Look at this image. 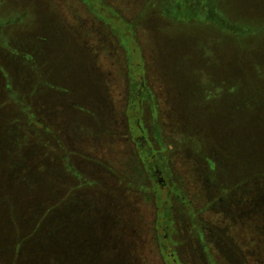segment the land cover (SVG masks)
<instances>
[{"label":"rangeland","instance_id":"1","mask_svg":"<svg viewBox=\"0 0 264 264\" xmlns=\"http://www.w3.org/2000/svg\"><path fill=\"white\" fill-rule=\"evenodd\" d=\"M7 1L25 19L11 27L16 9L0 11V86L12 98L0 107L9 115H0V140L25 151L6 150L0 167V264H40L49 242L58 260L60 248L99 240L109 264H163L156 228L169 221L180 264H209L208 254L215 264H264V145L252 141L264 118H246L262 99L253 46L264 38L255 30L264 0H104L114 18L99 0L0 7ZM119 16L134 23L136 42ZM6 45L28 58L3 53ZM138 74L136 107L128 101ZM36 133L44 146L31 142Z\"/></svg>","mask_w":264,"mask_h":264},{"label":"trees","instance_id":"2","mask_svg":"<svg viewBox=\"0 0 264 264\" xmlns=\"http://www.w3.org/2000/svg\"><path fill=\"white\" fill-rule=\"evenodd\" d=\"M9 4H10V7H7V8H3V7H0V11H3V10H5V13L7 14V11H8V9H16V12H15V18H12V19H10V20H12V21H10V20H8V22H9V24L11 25V27H12V25H14L16 22H18V21H22L23 19H25V15L24 16H19V11H20V4L19 3H17V2H15V3H13L12 1H7ZM14 4V5H13ZM99 6H100V8H104V9H106V8H108L109 9V16L110 17H112V18H114L115 17V15L117 16V13H116V11L112 8V7H110L104 0H99ZM185 8H186V13H185V16H188V17H190L191 16V13L189 12V9L186 7V5H185ZM176 13H178L177 15H182L183 13L182 12H180L179 13V9H177V12ZM6 17V16H5ZM122 22H126L127 24H128V34L131 36V38L135 41V38H134V35H133V32H132V26H133V22L132 23H130V22H128V21H126L125 19V21H123L122 19V17H118ZM16 21V22H15ZM219 21V20H218ZM219 23L221 24L222 22L221 21H219ZM221 25H224L223 23L221 24ZM10 27V28H11ZM257 27V28H256ZM17 29H19V28H15L14 30H17ZM20 29H26L25 27H24V25H23V27L22 28H20ZM254 29V28H253ZM255 30H258V31H261V30H263V32H264V26L263 25H261V24H258L257 26H255ZM132 40V41H133ZM25 42H28V41H26L25 40ZM136 42V41H135ZM29 43V42H28ZM30 44V43H29ZM35 44H37V42H35ZM31 46H34V45H32V43L30 44ZM253 58H254V61H253V67H254V79H255V81L256 82H258L259 83V77L261 78L260 79V81L261 80H263V85H262V87L260 88V87H258V89L257 88H255V90H254V93L255 94H257V95H260V94H258V92L259 93H261L260 92V90H262V93H261V96H262V99H261V101H259L260 103H258V104H256V103H253V104H249V105H247V117L246 118H264V38L262 39V40H260V41H258L257 43H255V46H253ZM1 51L3 52V53H7V54H10V55H12V56H14L15 58H21V59H26V58H28V56L25 54V52L24 51H22V52H19V51H16V50H14V49H10L9 47H8V45H6V46H3V49L1 48ZM13 53H18L19 54V56H15ZM259 55H261V56H263L262 57V59L259 57ZM261 61H262V64H261ZM141 68V67H140ZM18 71L19 70H17V76H19L18 75ZM5 73H3V75H4ZM16 74H15V76H16ZM140 74H138V75H136L134 78H131V82H130V90H131V92H129L130 93V95H129V101H128V104H132V103H134L135 102V104H137V106L136 107H138V96H136L137 97V100L135 101V90H139V89H141V84H140V81H139V78H140V76H139ZM261 75V76H260ZM13 79V78H12ZM18 79H21L20 77L18 78ZM12 86H13V83H12ZM4 88H9V85L6 83L5 84V86L4 87H2V86H0V94H1V96H4V92H3V90H4ZM27 89V88H26ZM11 90V89H10ZM30 90V89H29ZM28 90V91H29ZM35 90V88H33V89H31L30 91H34ZM26 91V90H25ZM3 92V93H2ZM11 93H9V95H8V93H6L5 94V98L4 99H2L1 101H3V103L2 104H0V107H2V106H7L8 107V103H9V105H12V101H11ZM8 96H9V98H8ZM11 98V99H10ZM260 99V98H259ZM22 104V102H20L19 104H18V106H20ZM225 111H224V113H223V111L221 110V112L222 113H220L221 115L222 114H225L226 116H227V108H226V106H221ZM14 108H15V106H14ZM219 109H220V107H219ZM229 109V108H228ZM235 109V113H236V115H237V117L236 118H245L244 117V115H245V112H244V107H242L241 105H239V104H237L236 105V107L234 108ZM0 115H5V116H9L8 114H7V110H5L4 112H0ZM221 117H223V115L221 116ZM2 118H0V120H1ZM8 120H10V118H5V122L6 121H8ZM32 121H33V124H31V126L33 127V128H41V123L40 122H38L37 120H35V119H32ZM7 124V123H6ZM261 125V124H260ZM256 126L257 127H259V123L257 122L256 123ZM4 127V129L6 130L7 129V125H4L3 126ZM35 131H37V130H35ZM257 132V131H256ZM35 135H36V137H35ZM261 137L262 138H259V136H258V134L256 133L255 134V136L254 137H252V141H253V143H254V146H255V143L257 144V148H259V147H262V144L264 145V132L262 133V135H261ZM38 139H39V137H38V135H37V133L36 134H34L33 135V137H32V143H34V144H36V145H38V147H42V146H44V145H42V144H39V142H38ZM24 140V147L27 149V144H26V142H25V140L26 139H23ZM260 140H262V144H261V142H260ZM42 145V146H41ZM47 145V144H46ZM9 146H6L5 145V141H1L0 140V167H2L3 165H7V162L5 161V157H6V153H7V151H9V149H11V152L13 153H8V157H10V156H18V155H20L22 152H24L25 150H24V148L22 149L21 148V151H14L11 147H9ZM8 148V149H7ZM44 148V147H43ZM7 150V151H6ZM6 151V152H5ZM45 150H42V153L44 152ZM53 153V152H52ZM45 154V153H44ZM142 155V154H141ZM146 156V155H145ZM145 156H143V157H145ZM44 157V156H43ZM42 157H40L39 159H41ZM151 161L149 160V162H148V165L150 166L151 165V163H150ZM262 169H263V166H262ZM261 169V170H262ZM50 175V174H49ZM49 178H51V179H54V178H52L51 176H49ZM58 179V178H57ZM52 181V180H51ZM57 182H58V180H57ZM143 187H145L143 184H142V182L140 183V186H139V188H143ZM138 188V189H139ZM159 201H161V206H160V208H161V210L163 211V215H164V218H163V220H165L166 221V219H167V215H168V213H169V211H168V209H166L167 207H166V197L162 194V193H158L156 196H155V205L157 206V212H158V203H159ZM44 220H45V216L43 215V216H39L38 217V219H37V223H36V225H37V228L38 229H40L41 228V225L43 224V222H44ZM51 223V224H50ZM50 223H46L45 225V229H46V231H45V234H48L49 235V232L50 231H52L53 229H54V226H55V228H56V226H57V224H56V219L55 218H53V222H50ZM167 228H166V225H162V226H160L159 228H157V247H158V250H159V254H160V256L162 257V262H163V264H180L179 263V260H178V258H177V255H176V252H175V249H174V242L172 241V239L170 238V235H169V233L167 234ZM44 234V235H45ZM19 236V235H18ZM17 236V237H18ZM47 236V235H46ZM21 238V237H20ZM19 238V239H20ZM18 239V240H19ZM45 241V240H44ZM18 243L19 242H17V245L15 246V248L12 250V256H14V254H16V252H17V246H18ZM55 243L56 242H49V243H47L46 245H50L51 247L50 248H52V249H47L46 251H45V253H46V256L44 255V254H42L41 253V251H40V248H38V252L41 254V259H42V261H41V263L40 264H51V262H53V264H73L72 263V257H73V259H74V262L75 261H77V263L76 264H86V262H87V260L90 258V256L93 258V260H94V263L93 264H109V261H110V257H109V252H108V250L107 249H104V248H102L101 247V245L99 244L100 243V240H99V242L97 241V242H95L96 244L95 245H97L95 248H93L92 246H89V247H85L84 249H82V250H77V249H73V251L72 252H70V250H67V249H65V250H62L61 248H60V256H59V258H58V260H57V258H56V256H55V259H54V253H55V251H56V255H57V253H58V249H56L57 247H56V245H55ZM106 244V243H105ZM94 245V246H95ZM47 248V247H46ZM93 249V250H92ZM37 254V253H36ZM98 255V256H97ZM47 258V259H46ZM97 260H100V262L99 261H97ZM70 261V262H69ZM69 262V263H68ZM80 262H82V263H80ZM208 262H209V264H215V261H214V259L212 258V256H209V254H208ZM92 264V263H91Z\"/></svg>","mask_w":264,"mask_h":264},{"label":"flooded vegetation","instance_id":"3","mask_svg":"<svg viewBox=\"0 0 264 264\" xmlns=\"http://www.w3.org/2000/svg\"><path fill=\"white\" fill-rule=\"evenodd\" d=\"M108 4V3H107ZM109 5V4H108ZM110 6V5H109ZM111 7V6H110ZM115 10V9H114ZM116 11V10H115ZM122 17V16H121ZM124 19V18H123ZM126 20V19H125ZM126 21H128V22H130V23H132L130 20H126ZM133 26H134V23H133ZM133 26H132V28H133ZM133 32V31H132ZM138 124V123H137ZM139 125V124H138ZM142 148H144V147H142ZM139 152H140V150H139ZM149 160L151 161L150 163H151V165H150V167H152V169H155L156 167H157V162H158V160L157 159H154L153 158V160L150 158V157H148L147 159L146 158H144V157H142V161H143V163H144V166L145 167H148L149 165H148V162H149ZM156 163V164H155ZM161 183V182H160ZM159 187H160V189L162 190V192L164 193L163 195L166 197V195H167V192H168V190L165 188V186L164 185H158ZM166 189V190H165ZM166 204H167V208L166 209H168V211H169V205H168V197H166ZM165 204V205H166ZM170 212V211H169ZM169 217V213H168V215H167V218ZM169 220V219H168ZM170 224H171V222L169 221V224L168 225H166V228L168 229L167 230V234L169 233V235H170V238L172 239V237H171V234H170ZM156 226H157V223H156ZM156 238H157V228H156ZM172 241L174 242L173 244L175 245V241L172 239Z\"/></svg>","mask_w":264,"mask_h":264}]
</instances>
